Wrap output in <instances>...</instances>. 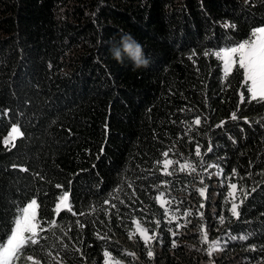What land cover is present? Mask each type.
Here are the masks:
<instances>
[{"label":"trees","instance_id":"16d2710c","mask_svg":"<svg viewBox=\"0 0 264 264\" xmlns=\"http://www.w3.org/2000/svg\"><path fill=\"white\" fill-rule=\"evenodd\" d=\"M260 27L264 0H0V247L36 206L12 263L209 264L203 223L214 264H264V98L214 55Z\"/></svg>","mask_w":264,"mask_h":264},{"label":"rangeland","instance_id":"374dc122","mask_svg":"<svg viewBox=\"0 0 264 264\" xmlns=\"http://www.w3.org/2000/svg\"><path fill=\"white\" fill-rule=\"evenodd\" d=\"M259 33V34H258ZM264 27L257 28L253 30L251 36L248 40L239 43L236 46L229 48H222L214 52V55L219 59L222 72L227 73L234 64L239 66V50L243 47L244 49L252 50L255 49L261 58H264ZM227 53H232V55L225 58ZM240 67V66H239ZM241 68V67H240ZM243 79L248 85V88L252 87L251 81L248 79L246 70L242 69ZM250 96L254 97L253 94L249 91ZM256 96H260L259 92H257ZM18 135V131L15 126H12L8 131V139L12 140ZM164 166L166 167L169 163L167 160L164 162ZM203 186V185H202ZM204 187V186H203ZM160 204H163V200L157 198ZM229 203L231 204L230 208L233 211V197L231 193L228 195ZM175 203V202H173ZM60 204L62 206L65 205L64 199H61ZM35 203L34 201L28 202L20 211V215L15 220L11 234L6 244L0 247V264H13L14 261V251L17 250L18 246L27 238H32L37 232L36 224H35ZM165 207V220L166 222L175 221L176 224H185L188 223L190 214L192 211L182 210L177 211V209L172 208L170 203H167ZM234 213V212H233ZM195 215H197L195 213ZM198 218V217H197ZM199 222V221H198ZM198 235L200 239V247L205 260L209 264H214L213 256L218 252L219 249L224 245V235H210L206 233L205 225L201 223L197 226ZM133 230L138 234L143 240H149V235L146 233L145 229L138 225L136 222L133 223ZM105 264H111L113 261L109 258L108 254L104 255Z\"/></svg>","mask_w":264,"mask_h":264},{"label":"snow or ice","instance_id":"6c2138e0","mask_svg":"<svg viewBox=\"0 0 264 264\" xmlns=\"http://www.w3.org/2000/svg\"><path fill=\"white\" fill-rule=\"evenodd\" d=\"M225 26L227 27V25ZM230 55L232 53H227L225 58ZM239 66L246 70L248 79L251 81L252 87L249 88V91L254 97L259 92L261 98H264V58H261L255 49L248 50L242 47L239 50ZM234 215L237 216L238 213H234ZM148 256L152 257L153 253L149 251Z\"/></svg>","mask_w":264,"mask_h":264},{"label":"clouds","instance_id":"9594fccd","mask_svg":"<svg viewBox=\"0 0 264 264\" xmlns=\"http://www.w3.org/2000/svg\"><path fill=\"white\" fill-rule=\"evenodd\" d=\"M122 43L121 49H110L112 58L117 63L123 62V56L126 55L130 61L132 71H140L147 69L150 65V60L145 56L143 46L135 40L131 34L125 33L120 37Z\"/></svg>","mask_w":264,"mask_h":264}]
</instances>
